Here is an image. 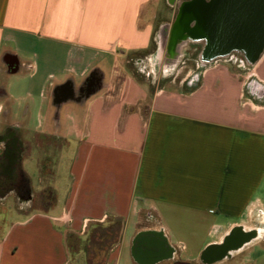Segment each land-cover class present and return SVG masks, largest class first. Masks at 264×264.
Listing matches in <instances>:
<instances>
[{
  "label": "crops",
  "instance_id": "1",
  "mask_svg": "<svg viewBox=\"0 0 264 264\" xmlns=\"http://www.w3.org/2000/svg\"><path fill=\"white\" fill-rule=\"evenodd\" d=\"M162 3L0 0V264H264V52L153 88L126 64Z\"/></svg>",
  "mask_w": 264,
  "mask_h": 264
},
{
  "label": "rangeland",
  "instance_id": "2",
  "mask_svg": "<svg viewBox=\"0 0 264 264\" xmlns=\"http://www.w3.org/2000/svg\"><path fill=\"white\" fill-rule=\"evenodd\" d=\"M174 1L176 6L171 16L168 17L166 14L168 12V6L162 3L156 16L152 17L154 40L150 50L138 56H127L128 63L126 64V68L132 70L138 78L141 75L145 76L147 73V79L151 83V86L157 89L166 87L183 88L190 77L201 73L207 66L204 59H207L208 55L205 54L203 48L206 45V40L204 38H196L194 33V28L197 27L195 25L197 24V19L194 17V11H187L184 20L179 21L180 19L178 18L179 13L190 0ZM182 4L184 8L179 10ZM166 27H169V35L163 50L161 49V44L163 38L166 37ZM187 33L194 35V38L190 37V35L186 36ZM263 52L264 47L261 54ZM226 55H232L234 59L240 61L241 57H243L242 55H244V51L236 49ZM217 57L223 58L225 54ZM136 59L143 61L141 67L135 64ZM240 68V71L245 76L253 73L252 68L247 66V64ZM139 71H143V73L141 74ZM35 117L36 115L32 117L33 123L37 122ZM32 187L33 191L37 192L42 185L33 178ZM41 198L43 200H49V193H46ZM3 205L14 211L18 206L17 201H14L12 197H9L8 201H5ZM0 217L3 218V213H0Z\"/></svg>",
  "mask_w": 264,
  "mask_h": 264
},
{
  "label": "water",
  "instance_id": "3",
  "mask_svg": "<svg viewBox=\"0 0 264 264\" xmlns=\"http://www.w3.org/2000/svg\"><path fill=\"white\" fill-rule=\"evenodd\" d=\"M199 17L194 33L196 38L206 40L207 52L226 56L241 49L244 55L249 53L250 62L260 56L264 47V0H210L200 5ZM138 243L156 245L150 239ZM135 253L141 254L139 250Z\"/></svg>",
  "mask_w": 264,
  "mask_h": 264
},
{
  "label": "flooded vegetation",
  "instance_id": "4",
  "mask_svg": "<svg viewBox=\"0 0 264 264\" xmlns=\"http://www.w3.org/2000/svg\"><path fill=\"white\" fill-rule=\"evenodd\" d=\"M210 0H190L189 3L185 4V8L183 4L179 7L181 12L178 15V18L184 20L185 14L187 11H194V17L196 19L199 17V8L202 3H209ZM205 54L208 55L207 58L217 57V53L207 52L204 50ZM249 52V51H248ZM248 54L242 55L244 59L248 60ZM19 147L14 143L8 144L3 143V139L0 137V190L5 189L7 187L16 186L19 182V177L16 169V160L17 154L19 152ZM255 236V232H251L248 234L249 238H253Z\"/></svg>",
  "mask_w": 264,
  "mask_h": 264
},
{
  "label": "bare ground",
  "instance_id": "5",
  "mask_svg": "<svg viewBox=\"0 0 264 264\" xmlns=\"http://www.w3.org/2000/svg\"><path fill=\"white\" fill-rule=\"evenodd\" d=\"M190 35V37H192V38H194V35H192L191 33L189 34V33H187V35L186 36H189Z\"/></svg>",
  "mask_w": 264,
  "mask_h": 264
}]
</instances>
